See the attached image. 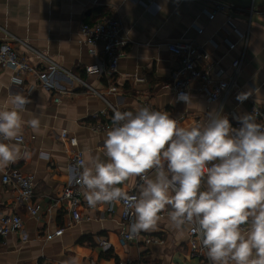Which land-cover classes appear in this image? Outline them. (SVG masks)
<instances>
[{"label": "crops", "instance_id": "crops-1", "mask_svg": "<svg viewBox=\"0 0 264 264\" xmlns=\"http://www.w3.org/2000/svg\"><path fill=\"white\" fill-rule=\"evenodd\" d=\"M218 1L222 2L0 0V44L6 35L13 36L23 43L16 45L18 53L28 57L37 72L47 74L51 64L58 68L51 78L53 87L48 90L34 76H20L22 83L16 84L11 70H0V110L10 107L11 97L20 94L31 101L21 113L23 119L40 120L38 131L25 126L22 134V149L31 153L30 158L5 169H16L32 178L38 213L34 218L28 216L16 203L13 189L0 186V218L18 214L23 223L20 234L0 238V264H210L190 256L191 225L175 229L168 219L169 208L161 212L156 229L141 231L133 242L122 245L120 238L126 226L119 206H113L112 212L106 205L90 207L83 188L78 207L81 219L75 223L59 199L74 153L80 152L84 161L91 156L103 158L107 132L94 128L109 115L105 100L119 111L145 106L165 111L185 127L203 125L214 110L227 116L231 125L252 106L264 110V27L231 13L209 20L205 11H211L213 2ZM111 13L121 21V37L128 43L117 74L108 77L101 44L95 55H90L79 28ZM178 42L200 46L227 74L232 71L231 63L241 60L236 86L226 97L210 103L194 85L188 105L163 88L179 65L166 45ZM92 66L98 70L87 73L86 68ZM132 74L143 82L125 78ZM81 82L105 100L91 95ZM110 86L116 87V94H108ZM30 87L33 90L28 93ZM240 92L251 95L241 103L236 99ZM54 98L60 101L55 103ZM63 132L76 140V147L61 138ZM42 152L47 153V159L41 158ZM136 180L130 177L118 186L129 192L134 190ZM135 192L138 194L139 189ZM58 230L62 234L56 237ZM149 237L162 243L145 244Z\"/></svg>", "mask_w": 264, "mask_h": 264}, {"label": "clouds", "instance_id": "clouds-1", "mask_svg": "<svg viewBox=\"0 0 264 264\" xmlns=\"http://www.w3.org/2000/svg\"><path fill=\"white\" fill-rule=\"evenodd\" d=\"M251 92H240L245 101ZM177 101L190 104L188 93ZM0 110V171L31 153L22 149L25 126L34 132L40 120L21 115L28 97L13 95ZM208 113L206 123L180 126L165 111L139 107L116 110L104 140L103 158L77 164L75 180L90 207L123 202L134 216L130 234L154 230L160 214L177 230L195 227L210 264H264V124L254 114L237 117ZM47 159V153H41ZM139 177L138 195L123 187Z\"/></svg>", "mask_w": 264, "mask_h": 264}, {"label": "built area", "instance_id": "built-area-1", "mask_svg": "<svg viewBox=\"0 0 264 264\" xmlns=\"http://www.w3.org/2000/svg\"><path fill=\"white\" fill-rule=\"evenodd\" d=\"M209 20H213L218 14H234L236 16L247 18L250 20L252 17H257L264 22V8L258 9H245L236 8L223 2H213L211 11H205ZM228 21V19H227ZM250 24V21H249ZM122 24L119 18L114 14H106L101 16L93 24H82L79 28V35L83 44L87 47L90 55H95L97 45L101 44V54L105 63L106 76L113 77L118 71V62L124 56L123 50L127 46V40L121 37ZM23 43L13 37L6 35L4 41L0 44V70H11L16 77L13 81L16 84H21L22 80L20 76L31 75L37 78L38 82L46 89L53 87L51 78L55 71L58 69L53 64L50 65V71L47 74H41L37 72L29 63L28 57L18 53L16 45ZM233 47L232 45L229 46ZM167 51L174 57L179 59V65L176 71L172 74L171 81L164 85L163 88L169 91L174 98L179 93H188L191 88L196 85L199 93H204L207 96V100L210 103H215L221 98L226 97L230 91L236 86V78L241 67V60H235L231 63V73L227 74L223 69L218 67L217 62H212L209 56L202 50L200 46L193 43L178 42L174 44L166 45ZM37 57L41 58L35 51L31 50ZM215 67L217 69L215 70ZM98 70L96 67L86 68L87 73H91ZM125 78L128 81H134L136 83H142L143 79L139 78L136 74L126 75ZM83 86H87L81 82ZM91 95L98 96L105 100L103 96L97 94L94 90L87 88ZM33 90L30 87L28 93ZM108 94H116V87L110 86L108 88ZM55 103L60 101V98H54ZM109 115L106 116L104 122H99L95 126L96 132H107L112 125V117L117 110L111 104L105 100ZM248 114H254L258 123L264 124V110L257 106H252ZM240 122L234 121L232 127L239 128ZM61 138L66 140L68 145L72 148L77 146V142L74 138H68L67 134L63 132ZM23 142V138H22ZM83 160L80 152L74 153L72 159L68 163L67 168V182L63 186L60 193V201L65 204L66 210L72 217V220L77 223L81 217L78 213V207L81 203L83 196V186L76 183L75 177L79 171L76 167L78 162ZM134 190L128 193L129 196L138 195L135 189H139L141 183L140 178L136 177ZM0 186L9 187L13 189L15 193L16 203L23 207L25 213L30 217H36L38 213V206L34 202L33 197V180L29 176H25L16 169H7L0 171ZM109 212H112L113 206H119L121 208V220L126 226V230L123 232L120 238V243L125 245L133 242L136 239V234H130V224L134 220V216L130 214V210L126 208L125 203L119 202L112 205H106ZM23 223L20 215L9 214L0 218V238L6 239L9 235L22 231ZM62 234V230H58L54 233V236L59 237ZM188 246L190 250V256L209 262L206 249L202 246L201 238L197 234L195 227L190 226ZM25 237L22 235V241ZM145 244H161L158 239L149 237L145 239ZM131 264V263H125Z\"/></svg>", "mask_w": 264, "mask_h": 264}, {"label": "water", "instance_id": "water-1", "mask_svg": "<svg viewBox=\"0 0 264 264\" xmlns=\"http://www.w3.org/2000/svg\"><path fill=\"white\" fill-rule=\"evenodd\" d=\"M226 4H229L236 8H245V9H258L264 6V0H220ZM234 15V14H233ZM247 21L256 23L264 27V22L259 20L257 17H252L250 20L244 18Z\"/></svg>", "mask_w": 264, "mask_h": 264}]
</instances>
